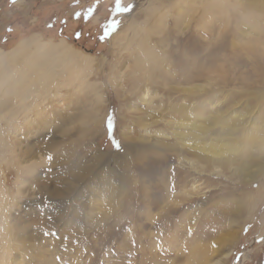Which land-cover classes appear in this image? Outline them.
I'll return each instance as SVG.
<instances>
[{
	"label": "rangeland",
	"instance_id": "obj_1",
	"mask_svg": "<svg viewBox=\"0 0 264 264\" xmlns=\"http://www.w3.org/2000/svg\"><path fill=\"white\" fill-rule=\"evenodd\" d=\"M32 37L0 264H264V1L0 0V52Z\"/></svg>",
	"mask_w": 264,
	"mask_h": 264
},
{
	"label": "bare ground",
	"instance_id": "obj_2",
	"mask_svg": "<svg viewBox=\"0 0 264 264\" xmlns=\"http://www.w3.org/2000/svg\"><path fill=\"white\" fill-rule=\"evenodd\" d=\"M261 1H264V0H261ZM34 39L35 38H28V39H26V40H24V41H22V42H20L13 50H11V51H6V52H0V64H4V61L5 62H9V59H11L12 57H14L15 55H17V53H19V52H21L22 50H24V49H26L27 47H29V46H31V45H33L34 44ZM62 43H64L65 45H66V42L65 41H63L62 40ZM37 46H39L38 44H37ZM49 50H52V49H54V47H49L48 48ZM24 79V78H23ZM216 96V95H215ZM190 115H192V113L190 112H188L187 114H185L184 116L185 117H190ZM186 125V124H185ZM193 125V124H192ZM191 127V126H190ZM195 126H192L191 128H194ZM244 127V126H243ZM196 128V127H195ZM197 128H198V126H197ZM198 129H200L201 130V127H199ZM193 131V130H192ZM190 134V133H189ZM201 134V133H200ZM211 135V134H210ZM191 136L193 137V135L191 134ZM205 136V135H204ZM195 137V136H194ZM197 137V136H196ZM209 138V137H208ZM218 138H220V140H221V136L220 137H218ZM217 140V139H216ZM218 141V140H217ZM219 142V141H218ZM214 143V142H213ZM217 145V144H216ZM214 146H215V144H214ZM195 147V146H194ZM191 148V147H190ZM249 152V151H248Z\"/></svg>",
	"mask_w": 264,
	"mask_h": 264
},
{
	"label": "snow or ice",
	"instance_id": "obj_3",
	"mask_svg": "<svg viewBox=\"0 0 264 264\" xmlns=\"http://www.w3.org/2000/svg\"><path fill=\"white\" fill-rule=\"evenodd\" d=\"M117 3L119 4L120 3V0H117Z\"/></svg>",
	"mask_w": 264,
	"mask_h": 264
}]
</instances>
